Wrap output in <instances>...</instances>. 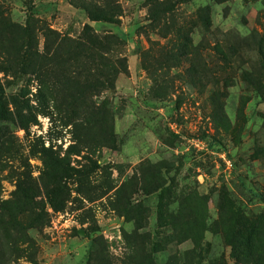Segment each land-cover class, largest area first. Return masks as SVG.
I'll use <instances>...</instances> for the list:
<instances>
[{
  "label": "rangeland",
  "instance_id": "rangeland-1",
  "mask_svg": "<svg viewBox=\"0 0 264 264\" xmlns=\"http://www.w3.org/2000/svg\"><path fill=\"white\" fill-rule=\"evenodd\" d=\"M82 6L118 11L97 22ZM0 10L50 62L40 81L0 71L7 103L22 88L49 106L27 132L0 120L12 138L0 203L13 206L27 170L44 212L30 250L0 228V264H130L145 240L158 264H264V0H0ZM13 52L0 50V69ZM42 143L75 169L93 163L90 180H64L61 211L43 195ZM246 249L249 263L237 260Z\"/></svg>",
  "mask_w": 264,
  "mask_h": 264
},
{
  "label": "trees",
  "instance_id": "trees-1",
  "mask_svg": "<svg viewBox=\"0 0 264 264\" xmlns=\"http://www.w3.org/2000/svg\"><path fill=\"white\" fill-rule=\"evenodd\" d=\"M81 8L85 11L90 21L108 23H113L111 15L115 10L118 11L117 7L113 6L112 8H107V10L103 8L92 9V7L89 6H82ZM3 14H5V11L0 10V50L2 49L5 57L8 58L10 52L14 49L11 57L15 61V64L13 66H4L0 71L3 72L4 76L13 77L28 75L38 81L45 80V78L50 75V72L48 71L50 62H46V57L44 55H39L31 51L32 48L24 43V37L29 33L28 26L25 27V29H19L17 25L12 24L7 17L3 16ZM116 15L117 12L115 13V16ZM48 31L54 33L56 40L59 41V43L57 42L58 45L64 41V38L59 34L49 29ZM88 41L91 42L89 39ZM105 41L106 39L97 43V45L103 47L104 45L102 43L105 44ZM38 92L40 94L42 91ZM5 100V89L0 82V120L4 117L7 121L14 123L16 127L21 128L26 132L31 125L38 123V115L48 114L49 106L47 99L43 96L39 97L37 98V102L33 105L31 104V100L25 98L24 90L22 88L17 97L11 99V102L9 101L7 103ZM9 104L12 105L13 110H9V107H7ZM11 141L12 138L10 135L0 134V166L2 158L6 155H10L9 146ZM33 147L34 146L31 147L32 150ZM39 154L43 165L42 173L47 180V182L42 185L43 195L50 198V204L54 211H61L63 209V204L60 202L56 204L54 198L59 192L61 196L64 195V200H67L66 186L63 184L64 180L71 177L72 174L76 177L78 183L83 180H90L94 173L92 170L93 163L91 160H88V164L78 165L75 169L67 161L65 155L61 156V154L51 146L44 147L43 143L40 144ZM73 154L78 155L77 153ZM19 175L21 179H19L16 184L13 201L10 203L13 204V206L6 209L3 207V204L0 203V228H2L7 235L15 233L14 238L12 239V249H15L16 251L17 248H20L21 250H30L33 247L34 239L30 235V231L39 230L38 224H33L35 221L33 219L37 216L42 218L44 215V212H35L37 207L33 199L35 196H38V194L35 193V187L32 185L34 183L30 178L29 172L24 170ZM20 180H25L26 182L21 183ZM5 219H7L9 226L5 223ZM139 229L140 228H137V231ZM246 232L240 238L248 241L250 233L249 230ZM236 240L237 239H235V241ZM241 244L242 241L239 239L235 243L232 242L230 246L232 249L236 250L240 248ZM147 246L148 243L146 240L140 241L138 244V252H136L135 256L133 255L132 258H129L130 264H158L155 262L149 251H147ZM156 246H158V244H156ZM246 251L247 249L245 252L239 253L237 260L243 263H249V259L253 257V253L248 256L245 255ZM4 259V256H0V261H4ZM97 261L99 264H113L111 259L105 258L104 256L99 257Z\"/></svg>",
  "mask_w": 264,
  "mask_h": 264
}]
</instances>
